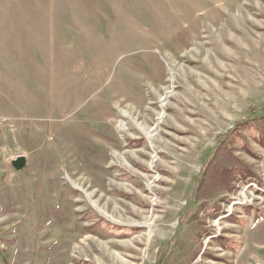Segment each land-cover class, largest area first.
Returning a JSON list of instances; mask_svg holds the SVG:
<instances>
[{"label":"rangeland","instance_id":"1","mask_svg":"<svg viewBox=\"0 0 264 264\" xmlns=\"http://www.w3.org/2000/svg\"><path fill=\"white\" fill-rule=\"evenodd\" d=\"M0 234L4 264H264V0H0Z\"/></svg>","mask_w":264,"mask_h":264},{"label":"water","instance_id":"2","mask_svg":"<svg viewBox=\"0 0 264 264\" xmlns=\"http://www.w3.org/2000/svg\"><path fill=\"white\" fill-rule=\"evenodd\" d=\"M12 165L17 170H23L27 165V156L25 154H19L12 160Z\"/></svg>","mask_w":264,"mask_h":264},{"label":"built area","instance_id":"3","mask_svg":"<svg viewBox=\"0 0 264 264\" xmlns=\"http://www.w3.org/2000/svg\"><path fill=\"white\" fill-rule=\"evenodd\" d=\"M5 250H6V244L4 243V240L0 234V264H4L2 259H1V256L3 255Z\"/></svg>","mask_w":264,"mask_h":264},{"label":"bare ground","instance_id":"4","mask_svg":"<svg viewBox=\"0 0 264 264\" xmlns=\"http://www.w3.org/2000/svg\"><path fill=\"white\" fill-rule=\"evenodd\" d=\"M167 98H163V105L165 104V101H166ZM125 123V122H124ZM148 135L151 136V134L148 132Z\"/></svg>","mask_w":264,"mask_h":264},{"label":"crops","instance_id":"5","mask_svg":"<svg viewBox=\"0 0 264 264\" xmlns=\"http://www.w3.org/2000/svg\"><path fill=\"white\" fill-rule=\"evenodd\" d=\"M6 24H8V21L3 20ZM8 26V25H7ZM13 29V28H12Z\"/></svg>","mask_w":264,"mask_h":264}]
</instances>
